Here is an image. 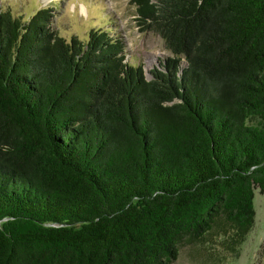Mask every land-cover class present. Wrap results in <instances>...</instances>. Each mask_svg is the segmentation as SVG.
I'll list each match as a JSON object with an SVG mask.
<instances>
[{
  "label": "trees",
  "instance_id": "obj_1",
  "mask_svg": "<svg viewBox=\"0 0 264 264\" xmlns=\"http://www.w3.org/2000/svg\"><path fill=\"white\" fill-rule=\"evenodd\" d=\"M171 53L0 10V264L236 256L264 191V0H130Z\"/></svg>",
  "mask_w": 264,
  "mask_h": 264
},
{
  "label": "rangeland",
  "instance_id": "obj_2",
  "mask_svg": "<svg viewBox=\"0 0 264 264\" xmlns=\"http://www.w3.org/2000/svg\"><path fill=\"white\" fill-rule=\"evenodd\" d=\"M39 8L50 10L49 27L66 39L83 38L90 28L108 29L122 39L126 59L142 64L147 76L158 60L171 55L158 34L137 25L130 0H0V10L8 9L24 19ZM253 209V225L236 256L220 246L219 238L203 244L182 240L171 264H264V191L258 188L254 189Z\"/></svg>",
  "mask_w": 264,
  "mask_h": 264
},
{
  "label": "bare ground",
  "instance_id": "obj_3",
  "mask_svg": "<svg viewBox=\"0 0 264 264\" xmlns=\"http://www.w3.org/2000/svg\"><path fill=\"white\" fill-rule=\"evenodd\" d=\"M152 60V59H151Z\"/></svg>",
  "mask_w": 264,
  "mask_h": 264
}]
</instances>
